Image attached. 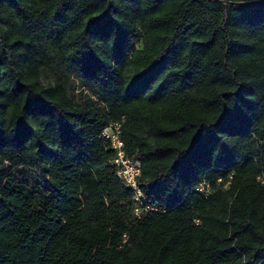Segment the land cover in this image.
Segmentation results:
<instances>
[{"label":"trees","instance_id":"obj_1","mask_svg":"<svg viewBox=\"0 0 264 264\" xmlns=\"http://www.w3.org/2000/svg\"><path fill=\"white\" fill-rule=\"evenodd\" d=\"M54 259L264 264V0H0V264Z\"/></svg>","mask_w":264,"mask_h":264},{"label":"built area","instance_id":"obj_2","mask_svg":"<svg viewBox=\"0 0 264 264\" xmlns=\"http://www.w3.org/2000/svg\"><path fill=\"white\" fill-rule=\"evenodd\" d=\"M101 137L113 150L112 162L115 165L116 176L132 192V204L135 213L139 214L142 209H148L146 196L137 183V178L141 172V161L127 156L121 138V123L119 121L109 122L103 127ZM196 190L207 192L208 184L201 182Z\"/></svg>","mask_w":264,"mask_h":264},{"label":"rangeland","instance_id":"obj_3","mask_svg":"<svg viewBox=\"0 0 264 264\" xmlns=\"http://www.w3.org/2000/svg\"><path fill=\"white\" fill-rule=\"evenodd\" d=\"M71 88H74L75 92H78V91L81 90V88H80V86H79L77 81H72ZM53 264H71V263H69L67 261H62V260H59V259H54Z\"/></svg>","mask_w":264,"mask_h":264},{"label":"clouds","instance_id":"obj_4","mask_svg":"<svg viewBox=\"0 0 264 264\" xmlns=\"http://www.w3.org/2000/svg\"><path fill=\"white\" fill-rule=\"evenodd\" d=\"M229 2L231 3V2H233V0H229Z\"/></svg>","mask_w":264,"mask_h":264}]
</instances>
